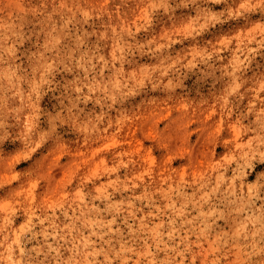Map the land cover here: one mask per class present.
Listing matches in <instances>:
<instances>
[{"label": "rangeland", "instance_id": "obj_1", "mask_svg": "<svg viewBox=\"0 0 264 264\" xmlns=\"http://www.w3.org/2000/svg\"><path fill=\"white\" fill-rule=\"evenodd\" d=\"M0 264H264V0H0Z\"/></svg>", "mask_w": 264, "mask_h": 264}]
</instances>
